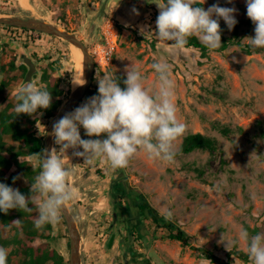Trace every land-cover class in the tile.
Instances as JSON below:
<instances>
[{
    "label": "rangeland",
    "instance_id": "obj_1",
    "mask_svg": "<svg viewBox=\"0 0 264 264\" xmlns=\"http://www.w3.org/2000/svg\"><path fill=\"white\" fill-rule=\"evenodd\" d=\"M104 1L0 0V14L43 19L82 39L94 59L89 89L97 92L98 75H125L124 69L131 64L145 78V86L151 87L156 80L151 64L167 61L175 81L177 118L187 128L175 142V152L190 132L210 136L216 145L213 149L177 153L171 162L149 159L139 152L126 167L119 169H112L102 159L89 164L82 157L73 156V151H82L80 148L67 150L68 157H64V162L74 169L69 184L76 192V198L68 206L80 233L81 264H135L131 262L132 253L125 252L119 244L120 235L126 233L124 217L118 218V225L112 224L114 204L110 184L120 173L129 185L145 193L150 203L175 228H182L190 236V245H182L180 241L164 238L166 229L145 219L146 230L141 235L134 233L130 239V247L141 255L139 260L149 259L151 264H217L201 258L191 245L204 246L222 257L232 250L245 252L243 243L231 245L227 250L225 244L233 240L241 228L250 236L264 232V48L246 52L238 45L230 44L222 50L208 49L206 54L192 46L173 52L155 35L159 14L155 3L158 0H107L100 12ZM213 4L235 7V19L241 21L238 36L242 42H247L245 37L254 36V25L247 18L245 0H232V3L205 0L203 5L201 0L200 3L205 10ZM219 24L224 21L219 20ZM111 28L116 31L114 43L107 31ZM224 34L229 36L231 32L228 30ZM8 38L23 45L36 60L40 72L34 75L33 82L38 87L58 85L62 90L60 95L52 96V101L61 100L52 116L47 117L37 109L36 113L26 114L20 121L21 127L44 139L51 118L67 101L73 88L72 43L43 31L0 24V83L6 82L0 93V110L11 103L9 111L14 110L17 103L16 90L24 84L25 73L19 62V52L6 41ZM108 48L113 49L109 60L102 52ZM92 96L94 94L87 90L71 111ZM79 131L82 139H89L82 127ZM100 138L106 137L102 134ZM6 139L14 143L12 139ZM54 147L59 151L53 139ZM32 157L25 158L35 165ZM12 171L17 174V179L10 187L29 186L15 165L6 176ZM36 214L35 206L32 217ZM12 221L6 226L0 225L3 237L15 234L18 226ZM112 232L116 233L115 240L107 247ZM44 233H50L51 237H38L34 244L48 241L64 255L68 264L67 228L59 232L56 224ZM20 237H24L23 233ZM25 242L23 239L22 243ZM0 247L8 249L13 261L19 263L22 256L17 254V244ZM232 257L229 264H251L234 254Z\"/></svg>",
    "mask_w": 264,
    "mask_h": 264
},
{
    "label": "clouds",
    "instance_id": "obj_2",
    "mask_svg": "<svg viewBox=\"0 0 264 264\" xmlns=\"http://www.w3.org/2000/svg\"><path fill=\"white\" fill-rule=\"evenodd\" d=\"M204 2L202 0V5ZM227 2L232 3V0ZM245 2L247 18L254 25V36L244 39L252 48H264V0ZM200 3L201 0H158L155 3L159 10L155 35L161 44L177 52L186 48L190 37H195L208 49L222 46L219 20L222 19L231 31L237 24L234 15L237 10L218 4L205 10L196 6ZM150 67L156 73L151 87L145 86V78L133 64L124 69L123 88L114 73L98 75V94L53 124L50 135L59 151L54 147L33 154L32 159L40 171L31 183V195L26 197L18 189L0 183V212L7 214L10 209L31 211L28 205L34 204L37 208L33 220L35 228L56 225L62 210L76 198L75 189L69 184L74 169L64 162L69 149L80 148L82 151H73L72 155L82 157L89 164L102 159L112 169L126 167L139 152L145 153L149 159L173 161L175 142L187 128L177 118L175 81L170 64L158 60ZM84 83L82 79L78 84ZM15 98L17 115H32L37 109H48L52 101L50 91L31 81L17 88ZM80 127L89 139L81 138ZM102 134L106 138L101 139ZM170 216L171 213L168 218ZM12 223L19 226L21 221L17 219ZM238 243H243L251 264H264V232L250 236L241 228L233 240L226 242V250ZM7 257L8 249L0 247V264H7Z\"/></svg>",
    "mask_w": 264,
    "mask_h": 264
},
{
    "label": "trees",
    "instance_id": "obj_3",
    "mask_svg": "<svg viewBox=\"0 0 264 264\" xmlns=\"http://www.w3.org/2000/svg\"><path fill=\"white\" fill-rule=\"evenodd\" d=\"M199 6H201L199 4ZM241 21L237 20V24L230 31L231 34L225 35L224 32L228 31L226 24H221V47L220 50L225 49L230 44L238 45L242 50L251 52L258 48L250 47L247 42H242L238 36L239 26ZM4 25V24H3ZM9 26V25H5ZM11 27V26H9ZM187 46H192L201 50L202 54H206L208 48L204 47L197 38L190 37ZM25 69L24 65H21ZM118 78V82L121 88L124 87L123 79L126 78L124 74L115 75ZM45 80V79H44ZM47 81V79H46ZM6 82L3 80L0 83V93L3 90ZM47 86V85H46ZM50 91L51 96L54 94L60 95L62 90L58 85L46 87ZM90 94L97 95L96 90L88 89ZM61 104L60 99L51 101V105L48 109H40L47 117L52 116L53 110L58 108ZM11 103L7 107L0 110V183H4L8 186L17 179L15 172H10L6 176L7 171L13 166L28 180V185L34 182L36 175H38L40 169L37 164L32 165L25 157L33 156V154L41 153L43 148V139L41 136L36 135L32 131L21 127L20 121L26 114L17 115L14 110H8ZM28 115V114H27ZM6 138H10L14 143H10ZM215 139L204 135L200 132H190L186 134L179 146L177 153H187L196 149H213L215 147ZM20 157H23L22 159ZM123 173H120L118 177L114 178L110 184V195L114 204L113 221L112 224L120 223L118 218L124 217L126 225V233L120 235L119 244L125 252H131L133 258L131 262L135 264H151L149 259H138L139 253L133 251L130 247V239L137 232L142 234L146 229L143 226L145 219H150L157 227H164L166 229L164 238L180 241L182 245H190V236L180 227L175 228L173 224L168 220L165 215L161 214L148 200L145 193L141 192L138 188L129 185L123 177ZM21 187L18 190L29 197L31 195L30 187ZM32 210L35 205H28ZM31 211L10 209L7 214L0 212V225L6 226L14 219H20L21 223L16 227V232L12 237H3L0 232V245L7 246L15 243L18 245L17 254L22 258L19 263H15L8 253L7 264H67L64 255L49 245L48 241L42 240L37 245L34 244L36 238H49L51 234H45V230H51L52 225H45L42 229H37L34 226ZM58 224L59 232L65 230V221L60 213V219ZM23 233L24 237L21 238L20 234ZM26 239L23 244L22 240ZM198 255L201 258L207 259L210 262L217 264H229L233 261L232 254L237 256L244 262H251L245 252L242 250H232L226 253L225 257L216 254L213 250L204 246H193Z\"/></svg>",
    "mask_w": 264,
    "mask_h": 264
},
{
    "label": "water",
    "instance_id": "obj_4",
    "mask_svg": "<svg viewBox=\"0 0 264 264\" xmlns=\"http://www.w3.org/2000/svg\"><path fill=\"white\" fill-rule=\"evenodd\" d=\"M107 0L104 1L100 8V12L104 10ZM0 24L25 27L28 29H34L43 31L52 35L60 36L75 46L79 47L83 54V75L85 83L83 85H77L72 88L71 93L65 101L58 112L51 118L46 134L43 139L42 152L45 150H51L53 145V137L50 135L52 131L53 124L63 117L66 113H69L81 100L85 92L89 89L90 83L92 82V77L94 73V59L92 54L89 52L88 47L82 39H79L74 33L60 28L58 25L53 24L49 21L39 19L36 17H21L11 14H0ZM6 41L12 46L17 48L19 52V62L24 63L27 66V71L24 74L23 82H33L34 75L39 74V69L32 61L29 54L26 52L23 45L18 44L15 39L8 38ZM1 52V48H0ZM65 225L68 231L69 237V258L68 264H81V249H80V233L77 227L76 219L71 212L69 206L61 212ZM116 233L112 232L106 245L111 247L115 240Z\"/></svg>",
    "mask_w": 264,
    "mask_h": 264
},
{
    "label": "bare ground",
    "instance_id": "obj_5",
    "mask_svg": "<svg viewBox=\"0 0 264 264\" xmlns=\"http://www.w3.org/2000/svg\"><path fill=\"white\" fill-rule=\"evenodd\" d=\"M23 2L27 0H22ZM112 29V28H111ZM107 30L109 35L111 36V43H114L115 34L116 31L114 29ZM71 51L74 61V72L71 78V86L75 87L79 85L78 83L82 82V79L84 80L83 75V54L79 47L75 46L74 44H71ZM101 47V46H100ZM99 48V47H98ZM101 51V48H100ZM100 54V52H99Z\"/></svg>",
    "mask_w": 264,
    "mask_h": 264
},
{
    "label": "built area",
    "instance_id": "obj_6",
    "mask_svg": "<svg viewBox=\"0 0 264 264\" xmlns=\"http://www.w3.org/2000/svg\"><path fill=\"white\" fill-rule=\"evenodd\" d=\"M103 53H104V58L105 59H110V57H111V54H112V52H113V49L112 48H108L107 50H103L102 51Z\"/></svg>",
    "mask_w": 264,
    "mask_h": 264
},
{
    "label": "flooded vegetation",
    "instance_id": "obj_7",
    "mask_svg": "<svg viewBox=\"0 0 264 264\" xmlns=\"http://www.w3.org/2000/svg\"><path fill=\"white\" fill-rule=\"evenodd\" d=\"M12 27H16V26H12ZM21 29H24V30H28L27 28H25V27H20ZM30 56V55H29ZM31 57V56H30ZM31 59H32V61H34V63L36 64V66H37V63H36V60L33 58V57H31ZM22 65H24L25 66V69H24V73L27 71V66L24 64V63H22ZM38 67V66H37Z\"/></svg>",
    "mask_w": 264,
    "mask_h": 264
},
{
    "label": "crops",
    "instance_id": "obj_8",
    "mask_svg": "<svg viewBox=\"0 0 264 264\" xmlns=\"http://www.w3.org/2000/svg\"><path fill=\"white\" fill-rule=\"evenodd\" d=\"M0 44H1V41H0Z\"/></svg>",
    "mask_w": 264,
    "mask_h": 264
}]
</instances>
